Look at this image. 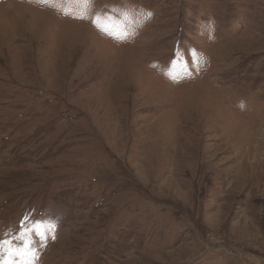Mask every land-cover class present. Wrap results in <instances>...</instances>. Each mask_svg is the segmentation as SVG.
Returning <instances> with one entry per match:
<instances>
[{
  "label": "rangeland",
  "instance_id": "obj_1",
  "mask_svg": "<svg viewBox=\"0 0 264 264\" xmlns=\"http://www.w3.org/2000/svg\"><path fill=\"white\" fill-rule=\"evenodd\" d=\"M3 240L0 264H264V0H0Z\"/></svg>",
  "mask_w": 264,
  "mask_h": 264
},
{
  "label": "clouds",
  "instance_id": "obj_2",
  "mask_svg": "<svg viewBox=\"0 0 264 264\" xmlns=\"http://www.w3.org/2000/svg\"><path fill=\"white\" fill-rule=\"evenodd\" d=\"M28 2L29 3H31V4H33V5H36L37 4V0H28ZM110 7H121V5H110ZM145 12H146V14H147V20L145 21V24L146 23H148V22H150L151 21V19H152V16H153V13L150 11V10H147V9H145L144 10ZM143 24L140 26V28L142 29L143 28ZM139 34V30L137 31V35ZM212 39H214V36H212V35H209V40H212Z\"/></svg>",
  "mask_w": 264,
  "mask_h": 264
},
{
  "label": "snow or ice",
  "instance_id": "obj_3",
  "mask_svg": "<svg viewBox=\"0 0 264 264\" xmlns=\"http://www.w3.org/2000/svg\"><path fill=\"white\" fill-rule=\"evenodd\" d=\"M12 241L11 240H3V241H0V244H11ZM26 243H30V242H26Z\"/></svg>",
  "mask_w": 264,
  "mask_h": 264
}]
</instances>
